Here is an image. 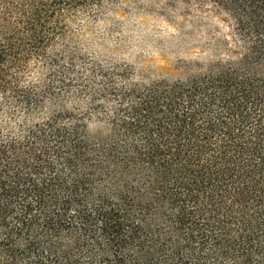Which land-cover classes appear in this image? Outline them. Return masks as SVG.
Returning <instances> with one entry per match:
<instances>
[{
    "label": "trees",
    "instance_id": "1",
    "mask_svg": "<svg viewBox=\"0 0 264 264\" xmlns=\"http://www.w3.org/2000/svg\"><path fill=\"white\" fill-rule=\"evenodd\" d=\"M115 1L0 0V264H264V0L170 79L68 49Z\"/></svg>",
    "mask_w": 264,
    "mask_h": 264
},
{
    "label": "rangeland",
    "instance_id": "2",
    "mask_svg": "<svg viewBox=\"0 0 264 264\" xmlns=\"http://www.w3.org/2000/svg\"><path fill=\"white\" fill-rule=\"evenodd\" d=\"M68 42L80 57L144 79L198 73L235 49L225 15L178 0H116L104 17L75 24Z\"/></svg>",
    "mask_w": 264,
    "mask_h": 264
}]
</instances>
